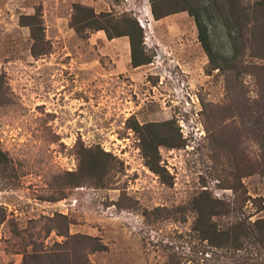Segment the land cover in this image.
<instances>
[{
    "label": "rangeland",
    "instance_id": "1",
    "mask_svg": "<svg viewBox=\"0 0 264 264\" xmlns=\"http://www.w3.org/2000/svg\"><path fill=\"white\" fill-rule=\"evenodd\" d=\"M74 3L133 13L152 61L132 65L128 36L79 34ZM153 5L201 12L220 68L188 11ZM149 123L181 135L161 174ZM0 151V264H264V0H0ZM202 196L224 246L202 237Z\"/></svg>",
    "mask_w": 264,
    "mask_h": 264
},
{
    "label": "trees",
    "instance_id": "2",
    "mask_svg": "<svg viewBox=\"0 0 264 264\" xmlns=\"http://www.w3.org/2000/svg\"><path fill=\"white\" fill-rule=\"evenodd\" d=\"M186 10L194 18L198 27V36L203 45L204 50L211 63H215L216 68H220L218 65V59L212 43L210 31L208 25L203 18L201 12L194 11L190 8L175 9L172 11L158 12L155 5H153V14L156 19H160L170 13ZM131 14V15H130ZM23 22L31 27L32 35L35 41L33 54L40 56L49 52V47L46 46L47 40L45 39L43 20L40 11L31 15H24ZM72 26L75 30L83 35L87 36L88 29L104 30L109 39L119 36H128L131 45L132 65L138 67L143 64H148L152 61V57L147 54L145 43V29L140 24L139 19L133 15V13H124L115 15L112 12H96L92 6L83 3H74L73 14L71 20ZM39 46V49L37 48ZM162 124L149 123L141 127H147L149 134L142 136V149L146 158L147 165L155 172L161 174V170L165 168L160 164L161 157L159 155L160 146L178 147L181 146L180 137L170 136L167 132H163L160 128ZM140 126V125H139ZM2 151H0V155ZM195 210L199 212L197 219V225H201L200 232L203 239L208 240L211 245L224 246L226 243L229 232L227 230L218 229L216 224L210 222L212 215H219L221 210L217 209L219 206L216 203H221L219 200H213L205 202V198L196 200ZM225 206V204H222ZM62 217L67 218L66 215ZM260 225L258 228L260 232H264V219L258 221ZM240 233V232H239ZM65 235L64 233H61ZM69 235V234H68ZM84 236V235H82ZM239 236V234H238ZM89 239H93L91 236H84ZM217 238L223 239L222 242H218ZM185 264V263H178Z\"/></svg>",
    "mask_w": 264,
    "mask_h": 264
},
{
    "label": "crops",
    "instance_id": "3",
    "mask_svg": "<svg viewBox=\"0 0 264 264\" xmlns=\"http://www.w3.org/2000/svg\"><path fill=\"white\" fill-rule=\"evenodd\" d=\"M100 32H101V31H100ZM99 34H101V36H103L102 33H99ZM104 35L106 36L107 39H109V38L107 37V34H106L105 31H104ZM119 37H121V36H119ZM114 39H116V37L112 38L111 40H114ZM129 42H130V40H129ZM131 57H132V56H131Z\"/></svg>",
    "mask_w": 264,
    "mask_h": 264
}]
</instances>
